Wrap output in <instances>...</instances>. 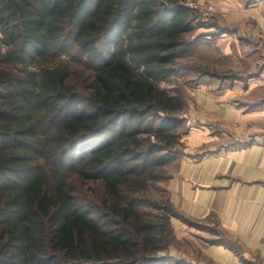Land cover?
<instances>
[{
    "label": "trees",
    "instance_id": "trees-1",
    "mask_svg": "<svg viewBox=\"0 0 264 264\" xmlns=\"http://www.w3.org/2000/svg\"><path fill=\"white\" fill-rule=\"evenodd\" d=\"M186 2L0 0V264L167 259L175 212L146 196L182 156L159 83L195 45Z\"/></svg>",
    "mask_w": 264,
    "mask_h": 264
},
{
    "label": "rangeland",
    "instance_id": "rangeland-1",
    "mask_svg": "<svg viewBox=\"0 0 264 264\" xmlns=\"http://www.w3.org/2000/svg\"><path fill=\"white\" fill-rule=\"evenodd\" d=\"M186 6L197 12V29L188 36L196 46L181 55L178 71L159 83L169 94L184 99V111L176 116L182 121L173 130L182 145L176 150L183 156L232 149L240 143L239 136L219 123H201V102L210 91L246 110L264 108V0H187ZM69 162L72 169L77 166L76 161ZM165 168V179L155 183L146 196L150 202H168L175 212L168 251L162 254L167 259L161 264H217L202 249L204 235L171 202L168 184L176 166Z\"/></svg>",
    "mask_w": 264,
    "mask_h": 264
},
{
    "label": "crops",
    "instance_id": "crops-1",
    "mask_svg": "<svg viewBox=\"0 0 264 264\" xmlns=\"http://www.w3.org/2000/svg\"><path fill=\"white\" fill-rule=\"evenodd\" d=\"M207 95L201 123L233 129L240 143L174 160L171 202L204 235L200 244L212 262L264 264V108L246 110Z\"/></svg>",
    "mask_w": 264,
    "mask_h": 264
}]
</instances>
